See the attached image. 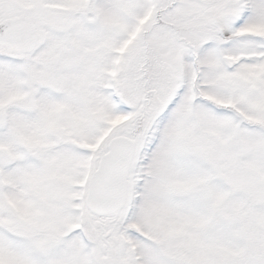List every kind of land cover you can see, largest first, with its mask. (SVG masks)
Masks as SVG:
<instances>
[{"label":"snow or ice","instance_id":"1","mask_svg":"<svg viewBox=\"0 0 264 264\" xmlns=\"http://www.w3.org/2000/svg\"><path fill=\"white\" fill-rule=\"evenodd\" d=\"M0 264H264V0H0Z\"/></svg>","mask_w":264,"mask_h":264}]
</instances>
